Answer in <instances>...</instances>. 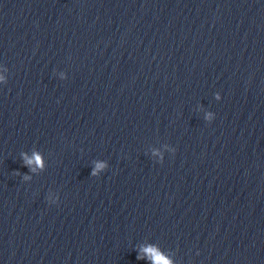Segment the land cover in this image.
I'll return each instance as SVG.
<instances>
[{
    "label": "clouds",
    "instance_id": "clouds-1",
    "mask_svg": "<svg viewBox=\"0 0 264 264\" xmlns=\"http://www.w3.org/2000/svg\"><path fill=\"white\" fill-rule=\"evenodd\" d=\"M0 82L6 84L7 80L4 76H0ZM215 98L217 101H219L221 99L220 94L216 93ZM206 118L211 120L212 114L209 113ZM175 151L176 150L173 149V154L175 153ZM21 156H22L25 166L29 167L30 171L32 172L36 171V168L33 167V165H36L40 167L41 169L43 168L42 157L38 151H34L31 156H28L27 153H21ZM158 163L162 164L163 159L161 158V160L158 161ZM105 168H106V165L104 163H99V162L96 163L95 167L91 171V176L93 177L99 176L100 171ZM16 174L19 175L20 173L17 172ZM24 179L27 180V179H30V177L25 175ZM140 251L143 253V255H141L140 253H137V256H136L137 260L144 259L145 256H147V258L152 260L154 264H171V262L162 253H160L155 246L148 245L146 247H143Z\"/></svg>",
    "mask_w": 264,
    "mask_h": 264
}]
</instances>
